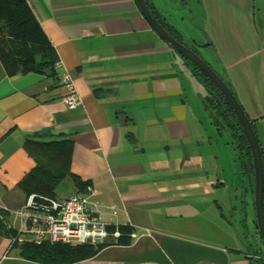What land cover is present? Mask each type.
Wrapping results in <instances>:
<instances>
[{
	"label": "crops",
	"instance_id": "0c3cea01",
	"mask_svg": "<svg viewBox=\"0 0 264 264\" xmlns=\"http://www.w3.org/2000/svg\"><path fill=\"white\" fill-rule=\"evenodd\" d=\"M26 1L61 68L9 75L0 60L6 226L26 198L17 184L35 165L23 143L46 133L71 141L70 170L88 183L79 192L67 177L56 197L91 186L97 217L128 229H120L116 244L73 264H250L259 238L252 195L248 201L253 175L243 174L233 146L218 135L201 101L203 85L135 0ZM191 1L151 3L235 93L264 164V0ZM62 68L81 97L73 109L60 101ZM237 204L246 209L239 218ZM128 225L151 235L132 241ZM0 264L42 263L0 236Z\"/></svg>",
	"mask_w": 264,
	"mask_h": 264
},
{
	"label": "trees",
	"instance_id": "16d2710c",
	"mask_svg": "<svg viewBox=\"0 0 264 264\" xmlns=\"http://www.w3.org/2000/svg\"><path fill=\"white\" fill-rule=\"evenodd\" d=\"M145 2L153 16L169 34L196 52V49L188 45L174 27L154 9L151 0H145ZM183 59L190 67L193 76L205 88L206 95L201 97V101L216 126L218 135L225 136L233 146L243 174L253 175L250 151L228 104L214 85L187 59ZM0 60L9 75L27 72L43 73L44 71L53 73L57 62L55 51L26 0H0ZM232 93L235 95L233 91ZM23 147L35 163L17 184L25 196L36 194L55 197L56 188L67 177L71 179L79 192L85 191L88 183L83 182L70 170L71 141L54 139L46 133H37L27 138ZM6 214L5 211L0 210L1 216ZM120 229L128 230L125 227ZM15 235L16 231L8 228L4 219L0 218V236L13 238ZM14 244H18L23 258L42 264L77 263L92 258L101 249V247L90 245L81 246L61 242ZM249 263L264 264V253L253 254L249 257Z\"/></svg>",
	"mask_w": 264,
	"mask_h": 264
},
{
	"label": "built area",
	"instance_id": "2783aa9c",
	"mask_svg": "<svg viewBox=\"0 0 264 264\" xmlns=\"http://www.w3.org/2000/svg\"><path fill=\"white\" fill-rule=\"evenodd\" d=\"M60 69L61 64L56 62ZM58 82L64 92L60 96L61 103L67 109H73L81 104L71 74L62 68L58 74ZM93 188L88 186L85 194H74L67 197H47L36 194L26 196L23 205L12 212L16 235L10 238L11 243L31 242H61L72 245H90L102 247L116 244L123 235L118 225H108L101 221L90 207L89 195ZM13 224V225H12ZM126 233L132 241L141 236L151 235L149 229L137 230L128 225Z\"/></svg>",
	"mask_w": 264,
	"mask_h": 264
},
{
	"label": "water",
	"instance_id": "95a60500",
	"mask_svg": "<svg viewBox=\"0 0 264 264\" xmlns=\"http://www.w3.org/2000/svg\"><path fill=\"white\" fill-rule=\"evenodd\" d=\"M135 2L141 15L156 35L172 48L173 51L194 65L214 85L235 116L250 151L253 173L252 196L254 214L257 230L264 245V164L261 147L251 121L227 83L195 51L177 41L161 26L149 10L145 0H135Z\"/></svg>",
	"mask_w": 264,
	"mask_h": 264
},
{
	"label": "rangeland",
	"instance_id": "374dc122",
	"mask_svg": "<svg viewBox=\"0 0 264 264\" xmlns=\"http://www.w3.org/2000/svg\"><path fill=\"white\" fill-rule=\"evenodd\" d=\"M190 2H191V4H192V1L191 0H189ZM62 183V182H61ZM60 183V184H61ZM65 183L66 182H64V183H62L61 185L59 184V186L57 187V188H59V190L60 189H62L64 186H65ZM56 188V189H57ZM243 193H244V190H243V192H241V193H239V197H238V202H240L241 201V199L243 198ZM252 195V193H250L249 191H248V201H249V203H251V196ZM218 197H220L219 195H217ZM243 204V203H242ZM240 205V204H237V207L238 208H240V209H237V211H236V213H237V218H239V216H242L244 213H245V211H246V209H244L243 207H244V205ZM254 214V213H253ZM226 217L225 218H227L228 216H229V218H230V215H229V213L227 212V210H226ZM254 219H255V217H254ZM257 234H258V240H257V244L256 245H254L255 247H256V251H257V253L258 252H264V245H263V243H262V241H261V239H260V236H259V233H258V230H257ZM254 247V248H255Z\"/></svg>",
	"mask_w": 264,
	"mask_h": 264
}]
</instances>
